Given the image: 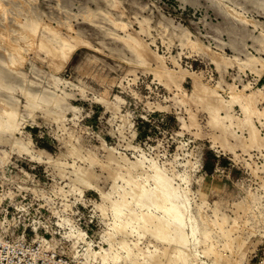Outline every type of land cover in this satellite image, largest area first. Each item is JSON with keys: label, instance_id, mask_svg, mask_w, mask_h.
Here are the masks:
<instances>
[{"label": "rangeland", "instance_id": "obj_1", "mask_svg": "<svg viewBox=\"0 0 264 264\" xmlns=\"http://www.w3.org/2000/svg\"><path fill=\"white\" fill-rule=\"evenodd\" d=\"M225 1L261 25L260 29L255 28L259 29L258 36L264 29V0ZM102 10H109L114 19L128 24L127 32L114 28L119 39L107 32L114 26ZM91 11L95 20L87 18ZM206 14L205 9L190 10L178 0H0V36L4 31L18 42L23 37L18 31L21 28L18 20L28 24L36 17L35 20L56 27L63 36L70 35L71 23L88 40L78 46L72 60L56 74V62L45 50L24 53L27 61L21 72L35 83L30 86L36 90L46 87L62 95L69 93L71 109L66 119L56 120L48 112L50 106L45 105L36 109L32 118L25 107L26 99L16 92L26 117L17 138L29 144V151L21 149L13 143L12 135L0 130V246L16 245V260L25 262V254L38 249L40 244L45 254L33 264H101L100 260L95 262L88 257L89 248L96 251L111 248L110 253L115 254L121 251V239L140 241L141 246L160 245L149 233L142 238L137 233L127 238L119 235L113 249L112 243H108L106 234L119 221L111 208L103 214L97 205H104L102 191L114 189L113 176L100 163L91 164L72 153L80 145L82 149L78 151L82 154L91 150L104 161L107 153L101 146L105 142L117 157L124 154L147 167L135 173L151 189L156 188L151 178L153 161L167 169L179 193L186 195L190 215L197 222V235L202 242L198 245L192 242V250L202 253L208 244L213 246L196 263L264 264V139L259 146L246 145L251 135L231 133L226 126L228 119L222 117L229 112L234 118L237 115L243 118L241 107L236 108V115L235 107L228 106L225 110L218 105L217 112L222 116L216 121L213 104L196 106L182 97L176 84L155 80L150 68L134 63V55L122 41L127 33L141 31L145 18L151 19L149 31L141 36L165 57L174 75L185 77L182 91L191 92L192 76L180 72L181 67L193 71L186 65V56L198 54L189 59L194 63V72L208 70L214 77L218 75L207 53L178 36L191 33V39L211 47L226 39L212 27L217 20L212 23ZM170 23L177 29L171 28ZM261 45L253 46L258 54ZM256 52L254 55L259 56ZM7 59L10 57L0 46V60ZM1 61L0 71L7 75L8 83L19 85L20 78L11 74ZM174 61L180 63V68ZM53 75L63 79L58 89L52 85ZM202 82L216 88L204 80V74ZM259 87L262 86L256 88ZM217 91L226 100L233 94L224 91L221 84ZM0 95L14 100L3 90ZM260 124L261 127L254 128L264 135V124ZM74 163L78 168L93 169L94 186L86 188L74 181ZM116 186L115 189L122 190L124 182L119 180ZM57 211L71 225L60 221ZM185 222V233L192 235L191 224ZM125 256L116 264H132Z\"/></svg>", "mask_w": 264, "mask_h": 264}, {"label": "bare ground", "instance_id": "obj_2", "mask_svg": "<svg viewBox=\"0 0 264 264\" xmlns=\"http://www.w3.org/2000/svg\"><path fill=\"white\" fill-rule=\"evenodd\" d=\"M215 1H218L220 5L224 6L229 16L234 17L238 22L247 25H257L256 21L248 17L246 12H242V9L240 11L239 8L228 5L225 0H214V2ZM100 12L109 18L110 24L114 26L113 29H111V27H106L108 28L107 32H109L110 35H114L112 36L113 38L119 39L120 37L119 33H117L114 28L116 30L120 28L127 32L128 24L126 22L119 21L117 18L114 19V16L110 14L109 10H102ZM84 17H86V15ZM94 17L95 13L92 11L87 15V18L90 19ZM35 18L30 21L28 20V24H22V20H18L21 26L18 31H20L21 36H23L18 42L10 39L12 35L10 33L3 31V36L2 34L0 36V46H4V51L7 56L10 57V59L4 61L0 60L1 64L4 65L11 74H15L20 78L18 81L19 85L10 84L6 80L7 75L0 71V90L5 91L14 98V100H11L8 97L6 98L0 95V115L2 116L0 130H3L6 134L12 135L14 137L13 143H17L18 146L25 151H29V144L24 143L22 138H17V134L21 133L26 117L21 112V104L19 98L16 96V92H19V94L26 99L27 105L25 107L32 118H35L36 109H40L42 106L46 105L50 106L48 108V112L51 114L50 116L56 120H63L66 119L67 111L71 109V106L67 100V96L70 95L69 93L64 92L65 95H62L57 91L50 92L46 87L41 88V90H36L30 86L35 83L28 80L27 76L21 72V68L27 61L24 53L26 51H34L35 49L45 50L49 58L56 62L54 66L56 74L61 72L72 60L78 46L86 44L88 41L87 37L79 35V32L71 23L68 25V29L71 32L70 35L63 36L56 27L45 24L41 20H35ZM141 24V31L135 29L133 33H127L125 37L122 38V41L126 50H129V52L131 51V54L134 55L136 59L134 63L150 68L151 72L154 74L155 80L164 84H176L177 90L182 97L186 100H190L196 106L206 102L208 104H213L215 108L213 111L215 113L214 118L218 122L220 121L219 118L222 116L217 112L218 105L225 110H227L226 107L228 106L233 108L239 105L244 114L242 119L238 118V123H242V126H252L254 117H264V106L262 108L258 106V104L264 100L263 92L251 91L248 93L247 87L235 89V91L233 88L231 98L226 100L217 91L218 86L212 88L207 84H203V72L194 73L185 71L181 67L180 72H187L188 75H191L194 83L191 92L182 91V81L185 77L181 78L179 75H174V71L166 64L165 57L153 50L146 39L141 36L149 31L151 19L145 18ZM169 25L174 30L177 29L173 23ZM165 31H168L167 27H165ZM48 34H50V36H48ZM192 35L191 33L185 32L178 37H180L182 41H187L189 44L207 53L221 75L223 74V70L232 64H237L241 70L245 71L247 68L253 70V68L260 63L264 71V59L261 56L248 53L245 58H241L240 56L231 57L224 49L215 50L204 42L191 39L190 37ZM260 40L262 41L264 51V30L260 33ZM126 50L122 52L124 55ZM174 63L177 65L176 67L180 68L181 65L178 61H174ZM51 82L52 85L58 89L59 85L63 83V79L53 75ZM222 117L228 119L232 125H239L232 121L234 117L229 112L227 113V117ZM192 121L195 120L192 118ZM124 125H127L125 119ZM250 130L251 136L248 139L249 143H246V145H252L253 147L259 146L262 140L258 133L259 131L252 127ZM1 140L2 136L0 135V141ZM79 148L82 149L80 145ZM101 149L107 153L106 160L104 161H101L98 154L93 153L91 150L88 151L87 155H84L80 152L81 150L78 151L73 148L72 153L80 160H89L91 164L96 162L100 163L101 166L106 168L113 176L114 189L102 191L100 194L104 205H97L103 214H106L108 207L111 208L114 211L116 219L119 221L117 224L113 223L114 225L108 230L106 234L108 243H112L110 246L113 249L115 238L119 235L127 238L133 233H137L138 236L143 237L145 233H149L160 245L149 243V245L141 246L142 243H139L140 241L135 242V240L132 241L129 238L126 240L121 239V251L118 253L111 254V248L106 249L102 247L100 251H96L90 247V252L87 253L88 257L95 260V262L100 260L101 264L119 263L123 260L124 254H126L125 257H127L132 264H198L196 262L199 260L200 255L202 253H209V251L213 249V246L208 244L202 253L192 250V242L195 245L202 242L197 235V222L193 219V216L190 215L189 206H187L188 201L185 197L186 195L179 193V187L171 181L167 169L161 168L156 161H153L150 168L154 174L151 178L154 180L156 188L151 189L146 181L139 179L135 173V171L139 169L145 170L147 167H145L144 164L136 161L134 162L124 154L117 157L114 151L110 149L105 142H103ZM57 163L67 165V163H63L62 161H58ZM72 167H74V175L76 176L74 181H77L86 188L94 186L93 181L95 176L91 167L86 166L78 168L76 163H74ZM143 177L144 176H142V178ZM119 180L124 182V186L121 187L122 190L118 188L115 189ZM136 208H139L140 211H137ZM56 215H58L60 221H63L64 224L71 225V222H69L66 217H63L60 212L57 211ZM187 220L191 224L192 235H188L184 231L185 224L187 223L185 221ZM89 245L92 246V244ZM239 264H242V262Z\"/></svg>", "mask_w": 264, "mask_h": 264}, {"label": "crops", "instance_id": "obj_3", "mask_svg": "<svg viewBox=\"0 0 264 264\" xmlns=\"http://www.w3.org/2000/svg\"><path fill=\"white\" fill-rule=\"evenodd\" d=\"M178 1H180L183 5H185L190 10L191 9L195 10V9H200V8L202 10L205 9V12L207 13L206 14L207 20L209 19V21L211 22L215 19L217 20L216 24L215 25L213 24L214 26L212 27H214V29L216 30L217 35H221V37L226 36V39L224 41H219L220 46L218 45L217 47H212L213 49L215 50L224 49V51L231 57L240 56L241 58H245L248 53L254 54L253 52L254 51L256 52V49L253 46H259V44L262 43V41L260 40V34L258 36L256 35V32H258V30L260 29L259 27H261V25H258V24L257 25H253V24L247 25V24L238 22L237 20H235L234 17L229 16V13L226 10V8L220 5L219 2L217 1L214 2V0H212L213 2L210 0H189V1L188 0H178ZM216 2L218 4H216ZM229 23L230 25H233L236 27L239 26V27L237 28L235 27L232 29ZM255 28H259V29L255 30ZM260 51H261L260 54H258L257 52L256 53L264 59L263 44L261 45ZM228 52H230L231 55ZM192 57L193 58L198 57V54L194 56L192 55ZM209 59H210V62H209L210 65H212L216 69V66L211 61V58ZM242 71L243 70H241L237 64L229 65L223 70L222 75L218 71L216 72L218 76L215 77V83L211 85L216 87L219 84H221V86L224 88V91L230 90V93H232L233 88L243 89L245 87H247L248 93H250L251 91H260L264 93V71H263L262 64L258 63L253 68V70H251L250 68H247L244 71L245 73ZM244 76H246L247 78L245 79ZM241 85L243 86V88H239V86ZM258 86H262V87L256 88ZM258 106L259 108L261 106L263 107L264 100L260 102ZM237 107L240 108V106H235L234 108L235 114H236ZM241 113H242V110H241ZM238 118L242 119L241 117H239V115H237L236 118H234V120L232 121L238 123L239 121ZM260 123L264 124V118H262L261 120H257V117H254L252 126H242L243 124L240 122L238 123L239 125L237 124L232 125L229 120L227 121L226 126L229 127L228 131H230L231 133L236 131V133H240V134L244 133L245 135L249 136L251 135V130H250L251 127L252 128H254V126L261 127ZM238 126L241 128H239ZM260 136L262 139H264L263 134L260 133Z\"/></svg>", "mask_w": 264, "mask_h": 264}, {"label": "built area", "instance_id": "obj_4", "mask_svg": "<svg viewBox=\"0 0 264 264\" xmlns=\"http://www.w3.org/2000/svg\"><path fill=\"white\" fill-rule=\"evenodd\" d=\"M177 10L180 11L179 6ZM190 58H193V57L186 56L185 62H186L187 67L194 71V63L192 64L191 62H189ZM195 61L197 62V59H195ZM203 72H204L203 73L204 80L207 83L214 84L215 77L213 76L212 72L208 70L203 71ZM244 78L246 79L247 77L244 76ZM42 246L43 245L40 244L38 249L30 251L28 255L25 254V262H21V259L16 260V257L18 256V248L16 247V245L11 244L9 245V247L0 246V248L4 249V250H0V264H33L39 259H41L43 255L45 254L42 252ZM46 259L47 258H45L44 260Z\"/></svg>", "mask_w": 264, "mask_h": 264}]
</instances>
